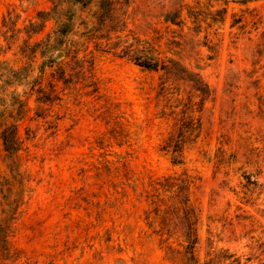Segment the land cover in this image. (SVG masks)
I'll use <instances>...</instances> for the list:
<instances>
[{"label": "rangeland", "instance_id": "1", "mask_svg": "<svg viewBox=\"0 0 264 264\" xmlns=\"http://www.w3.org/2000/svg\"><path fill=\"white\" fill-rule=\"evenodd\" d=\"M96 9L0 0V264H264V0Z\"/></svg>", "mask_w": 264, "mask_h": 264}, {"label": "trees", "instance_id": "2", "mask_svg": "<svg viewBox=\"0 0 264 264\" xmlns=\"http://www.w3.org/2000/svg\"><path fill=\"white\" fill-rule=\"evenodd\" d=\"M127 2L128 0H68L69 5L75 4L83 8L87 7L91 3H95L97 8L95 12V18L97 20V23L100 25V30L96 29L98 31H101V27L103 30L104 28H107L108 22L115 21L118 23L119 26L125 25V22L121 21V18L119 16L121 14H119V10L123 6V4ZM59 9H61L60 5H56L55 3L50 12L41 11L38 13V15L40 18H41L40 15H47V14L50 17H54L56 23L55 35L58 41L60 42L62 41L61 39L63 37H66L71 32L72 22H70L71 19L67 16H65L64 18H62V16H59L58 15L60 14ZM177 13L178 12L168 13L166 17L167 20L171 22H175ZM31 25H34V22H31ZM106 31H109V29H106ZM102 37L104 38L105 36ZM121 42L122 44L118 55L127 57L134 64L145 69L157 70L160 68L159 59L156 58L154 55H152V53H150L146 47L142 46L141 43H138L136 41H134L131 44H127L126 41H121ZM161 67L166 68L165 65H162ZM52 87L54 86L51 84L50 88L53 89ZM3 140L4 143H6L7 140L6 138H4V136H3ZM4 150L12 154H14L15 152V149L13 151L12 149L7 148L6 146ZM172 153L174 154L173 161L179 162L180 160L178 159L179 156L177 154V150H172Z\"/></svg>", "mask_w": 264, "mask_h": 264}, {"label": "water", "instance_id": "3", "mask_svg": "<svg viewBox=\"0 0 264 264\" xmlns=\"http://www.w3.org/2000/svg\"><path fill=\"white\" fill-rule=\"evenodd\" d=\"M62 52H57L56 57L61 56Z\"/></svg>", "mask_w": 264, "mask_h": 264}]
</instances>
